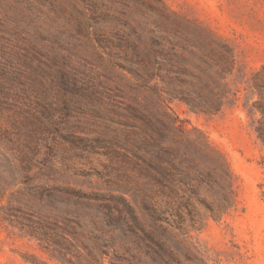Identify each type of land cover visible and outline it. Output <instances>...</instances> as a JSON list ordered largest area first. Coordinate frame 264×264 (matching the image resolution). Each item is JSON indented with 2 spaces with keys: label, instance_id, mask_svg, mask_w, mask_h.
I'll use <instances>...</instances> for the list:
<instances>
[{
  "label": "rangeland",
  "instance_id": "rangeland-1",
  "mask_svg": "<svg viewBox=\"0 0 264 264\" xmlns=\"http://www.w3.org/2000/svg\"><path fill=\"white\" fill-rule=\"evenodd\" d=\"M263 91L264 0H0V264H99L102 240L110 264L105 215L141 212L135 156L174 122L163 144L220 149L239 199L192 241L264 264Z\"/></svg>",
  "mask_w": 264,
  "mask_h": 264
},
{
  "label": "trees",
  "instance_id": "trees-1",
  "mask_svg": "<svg viewBox=\"0 0 264 264\" xmlns=\"http://www.w3.org/2000/svg\"><path fill=\"white\" fill-rule=\"evenodd\" d=\"M264 100V91L260 94ZM192 106V102H187ZM217 107V106H216ZM260 125L256 136L264 146V102L260 104ZM162 124V123H161ZM153 130L145 144V155L137 154L136 165L149 180V192L141 199V212L124 204L105 215L114 249L110 264H131L126 254L142 249L148 255L144 264H207V258L192 241L191 232L201 230L208 219L221 221L238 211L239 199L234 177L225 154L203 137L183 138L173 147L163 143L175 122ZM182 133V131L180 130ZM183 134V133H182ZM155 193L163 200H157ZM264 197V191H263ZM101 241L99 264L104 262ZM138 264L142 257L137 256Z\"/></svg>",
  "mask_w": 264,
  "mask_h": 264
}]
</instances>
